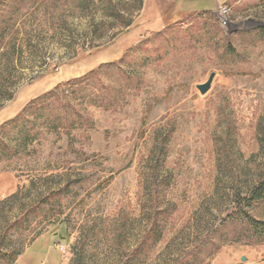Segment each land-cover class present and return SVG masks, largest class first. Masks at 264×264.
I'll use <instances>...</instances> for the list:
<instances>
[{"label":"rangeland","instance_id":"1","mask_svg":"<svg viewBox=\"0 0 264 264\" xmlns=\"http://www.w3.org/2000/svg\"><path fill=\"white\" fill-rule=\"evenodd\" d=\"M128 51L0 131V264H264V0H0V124Z\"/></svg>","mask_w":264,"mask_h":264},{"label":"trees","instance_id":"2","mask_svg":"<svg viewBox=\"0 0 264 264\" xmlns=\"http://www.w3.org/2000/svg\"><path fill=\"white\" fill-rule=\"evenodd\" d=\"M157 38V39H156ZM159 38V43H161V46L165 43L164 40H168L170 41V38L167 36V35H158V36H155V39L156 41L153 42L154 44H152V47H149L145 45V43L147 44V42H143V44H139L136 46V50L138 49H141V48H144L146 46L147 49H152L153 51L150 52L155 59L159 60V58H161V56L159 55H156V53L159 52V49H160V45L157 43V40ZM130 51V50H129ZM127 52L124 56H122L121 58L117 59V60H113L112 62H107V63H101L96 69H93L79 77H76V78H73L71 80H67L64 84H58L56 85L53 89H51L50 91L44 93L43 95L41 96H38L36 98H34V100H32L30 103H28L24 108H23V111L21 113H19V115L17 116H14L10 119H7L5 121H3V123L0 124V131L3 130V128H7L8 125H12L13 123H16L19 121V119L23 118V116L25 115L26 111L31 107L33 106L34 104H38L40 106V104L46 100V99H49L52 95H54L58 90L59 88L63 87V86H74L75 88H79V86H82V90H87L88 92L87 93H90V95H86L88 97H91L93 99H97V98H103L108 101V104L110 106V104H113V102L115 101V97L114 96H111V90H113V88H110L108 85H106L105 83H101L98 84L95 83L94 81H92V76H98L102 73V70L103 68L107 67L109 68L111 71L112 70H115V69H118L121 73L122 76L125 77V79L128 81V82H131L132 84H134L135 86L138 87L139 85V80L137 78H134L133 76H131L129 73H126L124 68L122 67V63L125 62V57L127 55H129L130 52ZM150 57V56H148ZM101 80V79H100ZM92 81V82H91ZM99 85V88L97 89L96 86ZM93 87V88H92ZM92 89V90H91ZM79 89H76L75 92L77 91L78 92ZM98 92H103L101 97L99 95V93L95 94L94 91H97ZM80 91V90H79ZM107 95V96H105ZM8 150V151H11V147L8 145V143H6L5 141H3V139H1V142H0V153H1V150ZM258 185L254 186L250 191H249V195H248V200L250 201H253V202H258L260 200H263L264 199V180H260L258 181ZM60 192V191H58ZM38 206V205H37ZM36 206V207H37ZM24 215L26 216V213L22 215V217L16 219L14 222L10 223V225H8V227L6 228V230L4 231L6 233V231H10L11 229H13L14 227L20 225L22 223V219L24 218ZM231 217H229L228 219H231ZM250 218H248L247 221H249L250 224L253 225V227L259 229H264V222L263 221H259V222H254L252 220H249ZM251 221V222H250ZM5 233H3V235H5ZM3 237V236H2ZM16 255H21L19 253H15V252H10V253H4V252H1L0 250V256L5 259V260H8L10 263L13 262L14 258H16ZM15 264V262L13 263Z\"/></svg>","mask_w":264,"mask_h":264},{"label":"water","instance_id":"3","mask_svg":"<svg viewBox=\"0 0 264 264\" xmlns=\"http://www.w3.org/2000/svg\"><path fill=\"white\" fill-rule=\"evenodd\" d=\"M215 76H216V73L212 72L205 83L198 84L196 86L197 89H199L202 94H206L210 90L211 84H212ZM244 259H245V257L242 258V261H244Z\"/></svg>","mask_w":264,"mask_h":264},{"label":"built area","instance_id":"4","mask_svg":"<svg viewBox=\"0 0 264 264\" xmlns=\"http://www.w3.org/2000/svg\"><path fill=\"white\" fill-rule=\"evenodd\" d=\"M224 5H221L220 7H219V10H220V16H221V21L223 22V24L224 25H226V23H225V18H224Z\"/></svg>","mask_w":264,"mask_h":264},{"label":"bare ground","instance_id":"5","mask_svg":"<svg viewBox=\"0 0 264 264\" xmlns=\"http://www.w3.org/2000/svg\"><path fill=\"white\" fill-rule=\"evenodd\" d=\"M224 18H225V23L227 24V21H226V14L228 13V10H227V8L226 7H224Z\"/></svg>","mask_w":264,"mask_h":264}]
</instances>
